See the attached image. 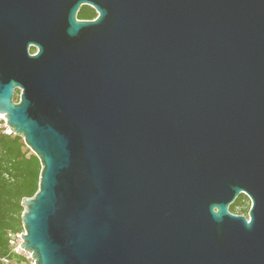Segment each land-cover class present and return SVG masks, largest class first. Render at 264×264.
Wrapping results in <instances>:
<instances>
[{"label":"water","instance_id":"1","mask_svg":"<svg viewBox=\"0 0 264 264\" xmlns=\"http://www.w3.org/2000/svg\"><path fill=\"white\" fill-rule=\"evenodd\" d=\"M0 114L34 264H264V0H0Z\"/></svg>","mask_w":264,"mask_h":264},{"label":"trees","instance_id":"2","mask_svg":"<svg viewBox=\"0 0 264 264\" xmlns=\"http://www.w3.org/2000/svg\"><path fill=\"white\" fill-rule=\"evenodd\" d=\"M78 18H88V10L81 7ZM29 51L33 53L35 47ZM13 100H19V89H15ZM4 121L0 119V258L23 261L24 258L12 251L10 234L23 231L22 200L32 197L39 183L41 165L38 157L25 145L23 137L12 131L6 133ZM243 193L231 203L229 211L235 212ZM246 209H244L245 211Z\"/></svg>","mask_w":264,"mask_h":264},{"label":"built area","instance_id":"3","mask_svg":"<svg viewBox=\"0 0 264 264\" xmlns=\"http://www.w3.org/2000/svg\"><path fill=\"white\" fill-rule=\"evenodd\" d=\"M0 119L4 121L5 132L10 133L12 130L6 125L5 118L2 114H0ZM24 230L15 234H10L9 243L12 246V251L24 258L23 261L17 262L7 258H0V264H34V260L32 258L31 253L25 251L21 246L22 242V234Z\"/></svg>","mask_w":264,"mask_h":264},{"label":"rangeland","instance_id":"4","mask_svg":"<svg viewBox=\"0 0 264 264\" xmlns=\"http://www.w3.org/2000/svg\"><path fill=\"white\" fill-rule=\"evenodd\" d=\"M19 93H20V90H19ZM239 195L237 196V198L239 197ZM244 195H245V197L240 198L239 203L236 205L235 212H233V213L242 214V215L248 217V211L250 208L251 201L246 194H244ZM235 200H234V202H235ZM244 209H246V210L244 211Z\"/></svg>","mask_w":264,"mask_h":264},{"label":"flooded vegetation","instance_id":"5","mask_svg":"<svg viewBox=\"0 0 264 264\" xmlns=\"http://www.w3.org/2000/svg\"><path fill=\"white\" fill-rule=\"evenodd\" d=\"M81 7H85V9L88 10V14L90 15L88 18H78L77 13H78V11H79V9H80ZM79 9H78V11L76 12V18H77V19L94 20V19L96 18V15H97L96 10H95L91 5H89V4H82V5L79 7Z\"/></svg>","mask_w":264,"mask_h":264}]
</instances>
